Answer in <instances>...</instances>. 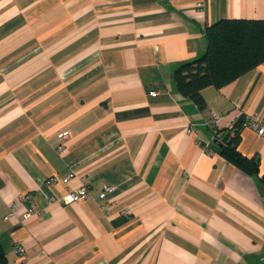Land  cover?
I'll use <instances>...</instances> for the list:
<instances>
[{
    "label": "crops",
    "instance_id": "obj_1",
    "mask_svg": "<svg viewBox=\"0 0 264 264\" xmlns=\"http://www.w3.org/2000/svg\"><path fill=\"white\" fill-rule=\"evenodd\" d=\"M197 3L0 0V246L9 264L264 262V132L251 122L264 128V61L201 88L202 109L173 79L180 62L204 53L207 26L264 19V0ZM241 116L237 148L257 158L256 174L217 149L215 131ZM82 184L78 201H47ZM25 192L37 211L20 221Z\"/></svg>",
    "mask_w": 264,
    "mask_h": 264
},
{
    "label": "trees",
    "instance_id": "obj_2",
    "mask_svg": "<svg viewBox=\"0 0 264 264\" xmlns=\"http://www.w3.org/2000/svg\"><path fill=\"white\" fill-rule=\"evenodd\" d=\"M206 49L202 55L180 62L173 72L178 92L190 98L198 108L205 102L200 94L207 85L221 87L264 61V19L223 18L205 29ZM215 131L219 153L249 173L258 172L256 157L238 150L239 130L244 118ZM0 264H9L0 246Z\"/></svg>",
    "mask_w": 264,
    "mask_h": 264
},
{
    "label": "built area",
    "instance_id": "obj_3",
    "mask_svg": "<svg viewBox=\"0 0 264 264\" xmlns=\"http://www.w3.org/2000/svg\"><path fill=\"white\" fill-rule=\"evenodd\" d=\"M197 4L199 5V7L202 6L203 0H198ZM149 94L154 96V95H156V92L150 91ZM213 117H214V119H216V115H214ZM251 122H252L253 127L256 128L258 133L262 134L264 132V128L262 126H259L256 121L251 120ZM67 136H68V134L66 132H62L60 134L59 139H61V142L58 143L56 146V148L59 152H62L64 150L62 140L66 139ZM72 176H73V172L69 173L68 175H66L60 179L62 182H66ZM56 179H57L56 177L50 176L46 179V183L47 184H50V183L53 184L56 182ZM103 189H104V192L109 193L113 190V186L111 184H106V185H104ZM86 194H87V186L82 184L77 188L66 190L65 192H63L59 196L50 195V196H48L47 201L48 202H58L60 204H68V203L78 201L79 199L85 197ZM20 200L25 204V209H24L23 213L19 216L20 221H21V220H24L27 217H29L34 212H36L37 208L35 206V199L31 193L25 192V193L21 194ZM16 210H17L16 204H13L11 206L8 214L6 215V218L11 219L12 217H15L16 216ZM15 249H16V252L20 255L24 254V252H25V247L21 243H15ZM262 264H264V262Z\"/></svg>",
    "mask_w": 264,
    "mask_h": 264
}]
</instances>
